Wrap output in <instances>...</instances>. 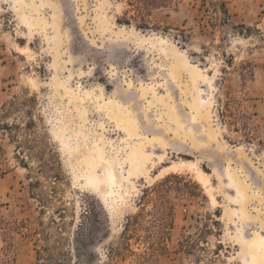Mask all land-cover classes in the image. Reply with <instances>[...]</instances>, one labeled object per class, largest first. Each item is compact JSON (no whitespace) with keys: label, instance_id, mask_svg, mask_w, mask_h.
<instances>
[{"label":"rangeland","instance_id":"obj_1","mask_svg":"<svg viewBox=\"0 0 264 264\" xmlns=\"http://www.w3.org/2000/svg\"><path fill=\"white\" fill-rule=\"evenodd\" d=\"M128 1L0 0V107L9 110L0 121L20 125L21 141L37 136L17 155L0 130V214L20 226L10 237L0 230V256L39 264L41 244L22 223L42 222L71 249L87 202L97 201L109 231L93 260L135 264L109 259V248L142 190L180 175L158 264H249L247 243L264 237V0H171L144 22ZM226 95L253 115L247 128L219 114ZM29 178L46 204L31 197ZM193 183L205 198L188 194Z\"/></svg>","mask_w":264,"mask_h":264},{"label":"trees","instance_id":"obj_2","mask_svg":"<svg viewBox=\"0 0 264 264\" xmlns=\"http://www.w3.org/2000/svg\"><path fill=\"white\" fill-rule=\"evenodd\" d=\"M171 0H129L128 5L134 9L139 15V19L144 22L143 13L158 4H168ZM126 21V20H125ZM127 22V21H126ZM129 24V23H127ZM247 70L245 69V72ZM246 75L243 76L245 78ZM241 100L234 95H226L224 100H220L221 104L220 115L227 120L228 125L238 131L241 127H248L251 121L252 114L240 109ZM16 103L9 104L10 107H15ZM9 114L6 105L0 107V118ZM33 121L25 124V130H32ZM0 130L8 132L11 141L16 143L17 155H20L22 146L25 145L32 150L33 142L37 141V136L33 140L29 138L20 140L22 127L18 124L2 123L0 121ZM28 136V135H27ZM247 138H250L246 135ZM46 145H44L45 147ZM49 147V146H48ZM57 156V155H56ZM54 171H52L53 178L58 181L61 179V174L57 170L60 161L55 158ZM23 167L29 170V166L24 163ZM42 171L39 170L38 173ZM180 175H171L164 179L161 183L153 187H148L142 190L139 197L137 208L138 211L135 215L128 216L123 225L120 241L116 246H112L108 250V258H119L126 260L128 258H135V264H158V258L168 251V245L171 241V232L174 227V213L175 206L172 201L171 192H182L180 187H172V179H181ZM29 190L33 199L36 197L41 198L40 202L45 203L44 193L40 190L39 181H32L29 178ZM194 184L196 191L191 194V197L201 196L199 185ZM199 191V192H197ZM43 200V201H42ZM46 204V203H45ZM51 225H58L55 220H52ZM18 225L8 223L0 214V230L7 236L14 230L19 229ZM23 229H26L27 234L36 238V242L41 244L37 253V262L39 264H69L76 260L84 261V264H98L93 260L95 258V247L97 243L101 242L102 238L107 239L109 231L108 217L103 210L102 206L97 201L87 202L83 214L81 215L80 223L77 227L76 233L71 242V249H63L65 244H69L64 239L56 238L54 233H51L44 227L42 222L37 226H28L22 223ZM57 231V230H56ZM53 244H52V243ZM12 260L8 255V250L1 253L0 264H11Z\"/></svg>","mask_w":264,"mask_h":264},{"label":"bare ground","instance_id":"obj_3","mask_svg":"<svg viewBox=\"0 0 264 264\" xmlns=\"http://www.w3.org/2000/svg\"><path fill=\"white\" fill-rule=\"evenodd\" d=\"M112 117L117 122V125L119 127L124 128L125 131L126 130L128 131L131 128V126L129 125L130 124V122H129L130 119H128L126 116L119 115L118 113H116L115 116L113 114ZM141 162L142 163H146L147 162L146 158H142ZM139 166H140V168L137 167V165L136 166L135 165L132 166L131 167V171H134V170L143 171L142 165L139 164ZM105 177H106V180H107V184L109 183V185H114V181H113L114 178H113V174L111 172V169H108L105 172ZM247 247H248V250L251 252L250 253L251 254L250 255L251 262L249 264H264V237L259 235V234H257V233H255L253 239L247 243Z\"/></svg>","mask_w":264,"mask_h":264}]
</instances>
